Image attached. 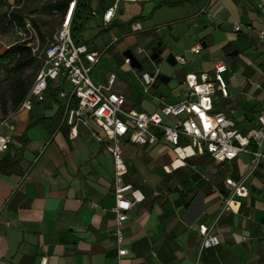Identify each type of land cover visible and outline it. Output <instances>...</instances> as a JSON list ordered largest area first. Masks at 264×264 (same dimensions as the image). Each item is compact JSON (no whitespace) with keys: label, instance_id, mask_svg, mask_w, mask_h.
I'll return each instance as SVG.
<instances>
[{"label":"crops","instance_id":"0c3cea01","mask_svg":"<svg viewBox=\"0 0 264 264\" xmlns=\"http://www.w3.org/2000/svg\"><path fill=\"white\" fill-rule=\"evenodd\" d=\"M113 1L92 0L86 22L94 18L107 30L114 43L104 50L125 51L138 38L152 47L159 42L163 57L185 59L179 84L187 73L211 75L224 61L229 96L215 100L216 109L229 112L243 133L258 128L257 116L264 114V0L122 1L104 24L103 12ZM98 35L83 43L96 50ZM196 45L200 51L191 52ZM177 80L169 84L171 94ZM50 86L32 110L17 115L12 141L0 153V264H264L263 160L254 168L248 154L216 161L184 139L174 150H155L163 143L140 146L154 161L130 164L124 176L144 200L128 211L118 244L113 163L102 133L91 124L73 138L63 133L54 116L67 97L51 94ZM117 91L135 111L183 99L167 101L173 95L161 99L150 88L156 103L148 111L130 104L140 103L137 93L123 86ZM243 176L247 195L233 196L232 209L222 207L230 191L225 179ZM200 224L217 244L200 247ZM118 248L128 253L119 258Z\"/></svg>","mask_w":264,"mask_h":264},{"label":"built area","instance_id":"2783aa9c","mask_svg":"<svg viewBox=\"0 0 264 264\" xmlns=\"http://www.w3.org/2000/svg\"><path fill=\"white\" fill-rule=\"evenodd\" d=\"M122 1L147 0H114L103 12L104 24L111 21ZM75 2L76 0H72L69 3L61 25L44 44L40 43L36 27L28 19L24 18L23 26H13L19 36L16 42L28 46L32 55L40 61V66L18 106L0 118V153L6 151L12 141L17 115L32 110L33 102L43 100L50 85L61 86L62 90L58 95L67 97V101L60 128L66 131L68 137L73 138L77 136L80 127L95 124L102 137L108 141L106 149L113 163L115 195L112 230L118 244H121L124 238L122 225L128 219V211L133 204L144 200L143 193L124 179L128 166L119 145L121 139L137 146L163 143L169 150L177 148L184 139L193 151L207 153L216 161H231L239 154L252 156L251 168L259 161H264V114L257 116L258 128L243 133L236 127L229 112L215 107V100L229 96L224 77L228 67L224 61L216 62L211 75L185 74L182 78V83L186 85L183 99L162 103L151 112L128 109L125 106V96L113 90L117 79L114 73L107 76L104 85L96 84L90 77L100 54L88 44L76 43L72 38L70 27ZM18 7L11 5L8 13ZM239 28V25H235L234 29ZM200 49V45H196L191 48V52L198 53ZM141 52L142 49L137 47L133 53ZM175 60L180 64L185 63L182 56H176ZM139 79L145 89L149 90L155 80V73L152 75L143 72ZM66 83L68 90L65 88ZM72 98L76 100V104L70 107ZM225 181L230 186V191L222 207L232 209L233 196L247 195L245 176L238 180L226 178ZM198 229L201 234V248L218 243L216 236L208 233L207 225L200 224ZM127 253L126 248H118L119 258Z\"/></svg>","mask_w":264,"mask_h":264},{"label":"rangeland","instance_id":"374dc122","mask_svg":"<svg viewBox=\"0 0 264 264\" xmlns=\"http://www.w3.org/2000/svg\"><path fill=\"white\" fill-rule=\"evenodd\" d=\"M2 1L3 3L0 6V14L8 10L11 5H18L19 7L16 10H21L23 12L24 18L28 19L29 21H31V19H35L40 32L44 35V40L52 37V35L56 32L64 19V17L61 18L58 13L46 14L38 12V8L43 0ZM111 29L112 32L118 35V29L116 27H111ZM96 35H98L96 38V51L100 54V57L93 70L90 72L91 79L96 84H105L107 76L110 73H114L117 79L113 86V90L117 91L118 88L120 89L123 86L129 92L137 93V95L140 96V103L139 101H130V104H135L136 108L138 105H141V108L143 110L151 111L156 102L149 93L150 88L149 90L145 89V86L141 83L139 76L143 72L151 73L156 68L154 61L150 59L152 45H148L146 41L138 38L137 41L129 47L132 52L135 51L136 47L142 49L141 53H134L136 58L142 65V70L138 71L131 68L129 63L125 60V57L123 56L124 50H121L118 53L107 51V49L104 50V46H108V44L111 45L112 43H114V41H111L110 35L104 27L102 28L100 26H97L96 19L93 18L88 24H85L83 29L81 31L75 32L72 38L75 42L77 40L81 42H90ZM155 37L159 38L157 35ZM18 38L19 36L16 34L13 27L6 28L5 26H2L0 24V54L9 46L14 44L18 40ZM158 68L163 73H176L178 75V80L175 81V84L172 85L171 88L173 96L172 98L167 99V101H176L183 98V93L186 90V85L183 83H178L179 78L184 72L183 66L179 63H176L173 66L169 65L166 60L163 59L159 62ZM34 72L35 68L33 67L26 68L21 72H12L9 77L6 75L3 65L0 64V118L6 116L13 110L10 88V83L13 78L17 76H20L22 78H28L29 76H31L33 78ZM65 88L68 89V83L65 84ZM91 125L96 127L97 130H100L96 125ZM107 143V139H103L102 147L104 149H106ZM119 145L122 149V156L125 159H129L126 164L130 172L132 171L130 164L135 168H139L148 165L149 163H151V161H154L148 157L147 152H145L140 146L131 144L123 139L119 141ZM165 149H167V146L163 144L155 146V150L164 151Z\"/></svg>","mask_w":264,"mask_h":264},{"label":"trees","instance_id":"16d2710c","mask_svg":"<svg viewBox=\"0 0 264 264\" xmlns=\"http://www.w3.org/2000/svg\"><path fill=\"white\" fill-rule=\"evenodd\" d=\"M72 0H43L41 5L38 8V12L40 13H58L61 18H63L68 10L69 3ZM182 1V0H181ZM181 1H176V3H180ZM91 2L92 0H76L75 6L72 12L71 18V35L74 36L75 32L81 31L88 21L90 12H91ZM3 1L0 0V6ZM24 16L21 10H13L8 13V10L0 14V24L5 26L6 28H12L15 24L18 26H23ZM31 22L36 27L41 44H44L49 39L44 40V35L40 32L38 25L35 19H31ZM76 43H82L77 40ZM159 46H162L160 44ZM0 64L3 65L6 75L10 77L12 72H21L26 68H35V73L40 66V61L31 53V50L24 43L16 42L9 46L6 50H4L0 54ZM33 78L29 76L28 78H22L20 76L14 77L10 83L11 88V103L13 110L18 106L19 102L25 95L28 90ZM60 90H62L61 86L51 88L50 93L57 94ZM76 104V100L73 98L69 102V106L73 107ZM12 110V111H13ZM63 110H58L56 115L54 116V120L59 122L62 120Z\"/></svg>","mask_w":264,"mask_h":264},{"label":"water","instance_id":"95a60500","mask_svg":"<svg viewBox=\"0 0 264 264\" xmlns=\"http://www.w3.org/2000/svg\"><path fill=\"white\" fill-rule=\"evenodd\" d=\"M160 43L158 42L151 48V54L150 59L154 61L156 68L151 72L153 75L155 73V80L151 85V89L154 90L155 94L161 97V99L164 98H170L172 96L171 90L169 88V84L171 81H174L177 79V74L173 73L171 75L165 74L158 70V64L161 60L165 59L166 62L169 65H175L176 60L172 53L167 54L165 57L162 56V53L164 51V46L162 45L158 50H156V47L159 46ZM236 52H233L232 55H234ZM123 56L125 57L126 61L129 63L131 68L136 69L138 71L142 70V65L139 62V60L136 58L135 54L128 48L123 52ZM66 131L63 130V133Z\"/></svg>","mask_w":264,"mask_h":264},{"label":"flooded vegetation","instance_id":"af4514ba","mask_svg":"<svg viewBox=\"0 0 264 264\" xmlns=\"http://www.w3.org/2000/svg\"><path fill=\"white\" fill-rule=\"evenodd\" d=\"M160 47H161V46H157V47H156V50H158Z\"/></svg>","mask_w":264,"mask_h":264},{"label":"clouds","instance_id":"9594fccd","mask_svg":"<svg viewBox=\"0 0 264 264\" xmlns=\"http://www.w3.org/2000/svg\"><path fill=\"white\" fill-rule=\"evenodd\" d=\"M109 15H110V13H109Z\"/></svg>","mask_w":264,"mask_h":264}]
</instances>
